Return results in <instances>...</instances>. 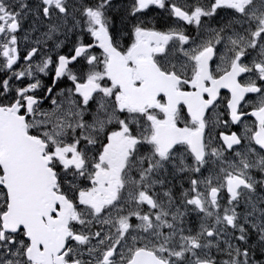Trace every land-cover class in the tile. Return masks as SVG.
<instances>
[{
  "label": "snow or ice",
  "instance_id": "1",
  "mask_svg": "<svg viewBox=\"0 0 264 264\" xmlns=\"http://www.w3.org/2000/svg\"><path fill=\"white\" fill-rule=\"evenodd\" d=\"M0 264H264V0H0Z\"/></svg>",
  "mask_w": 264,
  "mask_h": 264
}]
</instances>
